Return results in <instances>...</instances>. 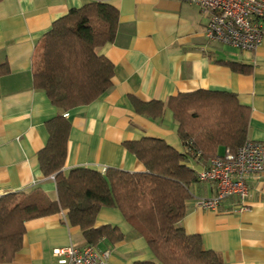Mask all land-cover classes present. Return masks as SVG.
Wrapping results in <instances>:
<instances>
[{
    "label": "crops",
    "instance_id": "obj_1",
    "mask_svg": "<svg viewBox=\"0 0 264 264\" xmlns=\"http://www.w3.org/2000/svg\"><path fill=\"white\" fill-rule=\"evenodd\" d=\"M91 2L118 11L113 40L98 50L113 66L112 86L96 102L65 114L71 127L64 172L75 168L144 172L123 146L142 138L160 139L184 151L170 110L166 108L160 119H147L133 111L130 97L148 103L196 90L233 94L250 109L248 141L264 142V37L251 52L209 42L208 17L192 0H1L0 197L33 188L56 197L53 176L42 175L37 154L48 140L45 124L57 110L44 93L33 89L32 65L53 22ZM186 165L195 172L205 168L197 159ZM247 185L248 210L242 212L236 211L235 197L224 200L217 210L201 209L197 199L213 197L215 186L197 182L191 187L181 226L187 234L199 235L204 249L215 252L222 264H264V175L249 179ZM108 225L123 235L120 241L101 239L93 246L108 252V264L154 261L145 239L122 215L103 208L95 228ZM24 226L22 248L8 264H58L53 249L88 245L63 213Z\"/></svg>",
    "mask_w": 264,
    "mask_h": 264
},
{
    "label": "trees",
    "instance_id": "obj_2",
    "mask_svg": "<svg viewBox=\"0 0 264 264\" xmlns=\"http://www.w3.org/2000/svg\"><path fill=\"white\" fill-rule=\"evenodd\" d=\"M117 25L116 8L91 2L69 10L40 40L32 85L57 115L45 124L48 140L37 158L42 175L53 176L56 197L40 188L0 197V264L10 263L21 250L25 222L60 213L88 245L122 240L115 226L95 228L103 208L117 210L145 239L154 261L135 264H222L215 252L204 249L199 235L184 231L181 222L188 214L191 187L199 182L186 163L197 159L207 167L221 151L233 152L248 141L250 109L233 94L196 90L148 103L130 97L133 111L147 119H160L169 109L184 151L160 139L142 138L123 146L144 172L62 170L71 127L65 114L96 102L112 86L113 66L98 50L113 40ZM224 64L238 71L234 64Z\"/></svg>",
    "mask_w": 264,
    "mask_h": 264
},
{
    "label": "built area",
    "instance_id": "obj_3",
    "mask_svg": "<svg viewBox=\"0 0 264 264\" xmlns=\"http://www.w3.org/2000/svg\"><path fill=\"white\" fill-rule=\"evenodd\" d=\"M192 2L208 17L205 38L209 42L245 52L260 47L264 37V0ZM196 174L199 182L215 186V195L197 199V207L217 210L224 200L235 197L239 203L236 211L248 210L245 205L249 195L247 180L264 175V142L247 141L233 152L226 149ZM52 254L58 264H108V252H98L91 245L55 248Z\"/></svg>",
    "mask_w": 264,
    "mask_h": 264
},
{
    "label": "rangeland",
    "instance_id": "obj_4",
    "mask_svg": "<svg viewBox=\"0 0 264 264\" xmlns=\"http://www.w3.org/2000/svg\"><path fill=\"white\" fill-rule=\"evenodd\" d=\"M37 55L39 56V51H38ZM248 182H249V180H247V183H248Z\"/></svg>",
    "mask_w": 264,
    "mask_h": 264
}]
</instances>
